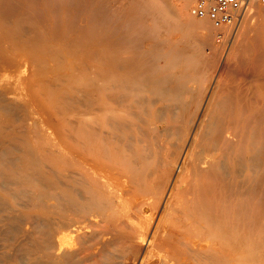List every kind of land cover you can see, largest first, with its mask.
I'll return each instance as SVG.
<instances>
[{"label": "bare ground", "instance_id": "bare-ground-1", "mask_svg": "<svg viewBox=\"0 0 264 264\" xmlns=\"http://www.w3.org/2000/svg\"><path fill=\"white\" fill-rule=\"evenodd\" d=\"M196 3L0 0V264H264V2Z\"/></svg>", "mask_w": 264, "mask_h": 264}, {"label": "built area", "instance_id": "built-area-1", "mask_svg": "<svg viewBox=\"0 0 264 264\" xmlns=\"http://www.w3.org/2000/svg\"><path fill=\"white\" fill-rule=\"evenodd\" d=\"M264 2V0H262ZM252 0H197L193 12L208 15L217 26L239 22Z\"/></svg>", "mask_w": 264, "mask_h": 264}, {"label": "rangeland", "instance_id": "rangeland-1", "mask_svg": "<svg viewBox=\"0 0 264 264\" xmlns=\"http://www.w3.org/2000/svg\"><path fill=\"white\" fill-rule=\"evenodd\" d=\"M196 17H198L199 18V16H196ZM218 37H216V42L217 43H220V44H222L223 42H224V38H222V39H220V38H218Z\"/></svg>", "mask_w": 264, "mask_h": 264}]
</instances>
